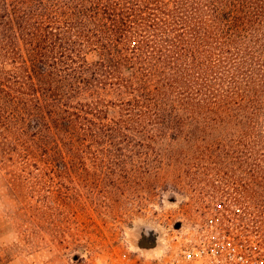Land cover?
<instances>
[{
    "label": "trees",
    "instance_id": "obj_1",
    "mask_svg": "<svg viewBox=\"0 0 264 264\" xmlns=\"http://www.w3.org/2000/svg\"><path fill=\"white\" fill-rule=\"evenodd\" d=\"M204 119L264 141V0H0V155L16 170Z\"/></svg>",
    "mask_w": 264,
    "mask_h": 264
},
{
    "label": "rangeland",
    "instance_id": "obj_2",
    "mask_svg": "<svg viewBox=\"0 0 264 264\" xmlns=\"http://www.w3.org/2000/svg\"><path fill=\"white\" fill-rule=\"evenodd\" d=\"M241 125L204 119L25 173L0 155V264H158L186 248L201 264H264V141ZM228 238L244 257L218 262Z\"/></svg>",
    "mask_w": 264,
    "mask_h": 264
},
{
    "label": "built area",
    "instance_id": "obj_3",
    "mask_svg": "<svg viewBox=\"0 0 264 264\" xmlns=\"http://www.w3.org/2000/svg\"><path fill=\"white\" fill-rule=\"evenodd\" d=\"M199 252H206L210 253L209 249H206L205 247H202L201 251ZM196 251L192 248H186L183 252L182 257L174 256L170 257L168 259H165L161 261L158 264H201L199 259L197 260ZM213 254L218 257L217 261L220 262L225 257H231V260L233 259V256H243L242 250L236 246L234 242L231 241L230 238L225 240V242H222V245H219L217 248H214ZM224 260V259H223ZM115 264H144V263H131L130 259L127 254L119 255L115 259ZM205 264V263H204Z\"/></svg>",
    "mask_w": 264,
    "mask_h": 264
},
{
    "label": "clouds",
    "instance_id": "obj_4",
    "mask_svg": "<svg viewBox=\"0 0 264 264\" xmlns=\"http://www.w3.org/2000/svg\"><path fill=\"white\" fill-rule=\"evenodd\" d=\"M152 231H155V229H151ZM145 231H148V229H145ZM158 243H159V237H158Z\"/></svg>",
    "mask_w": 264,
    "mask_h": 264
}]
</instances>
